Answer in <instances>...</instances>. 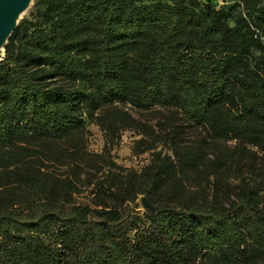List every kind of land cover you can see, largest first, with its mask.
<instances>
[{
	"label": "trees",
	"instance_id": "trees-1",
	"mask_svg": "<svg viewBox=\"0 0 264 264\" xmlns=\"http://www.w3.org/2000/svg\"><path fill=\"white\" fill-rule=\"evenodd\" d=\"M234 1L232 24L198 0H41L19 22L0 62V264H264V0ZM86 122L171 156L85 172ZM81 175L94 208L71 202Z\"/></svg>",
	"mask_w": 264,
	"mask_h": 264
},
{
	"label": "rangeland",
	"instance_id": "rangeland-1",
	"mask_svg": "<svg viewBox=\"0 0 264 264\" xmlns=\"http://www.w3.org/2000/svg\"><path fill=\"white\" fill-rule=\"evenodd\" d=\"M152 1H165L170 2V0H142L143 3H150ZM201 4L209 1L216 8H222L225 12L230 13L231 15V24L232 20L236 17L243 14L242 8L240 5H237L234 0H198ZM41 0H33L30 8L24 14L23 18H29L30 14L35 13L37 10H42V5L39 3ZM130 114L137 118L140 122H148L153 124L154 121L150 122L149 116L140 114L135 111H130ZM83 138V149L87 155L85 158L84 167L82 170L85 172H92L93 166H101L103 172L108 169V164L113 163L115 166L120 167L126 172H137L140 173L152 162L153 152H161V155L171 156V152L167 149V145L156 144L152 146L153 149L140 153V151L145 146H140L137 142L142 138V136L136 130H124L119 133L117 137L113 140L109 139L99 127L94 124L86 122V129L82 136ZM150 143L147 144V146ZM48 166L52 167V170L60 178L71 177V167L69 166H52L48 163ZM100 176V174H99ZM80 180L82 183H79V193H74L71 196L72 204L78 206H89L94 208L92 203L93 196L91 195L92 186H87L85 183V175H81ZM146 197V195L138 196L136 200L135 211L142 215L146 210L141 205V199ZM149 201V199H148ZM150 202V201H149Z\"/></svg>",
	"mask_w": 264,
	"mask_h": 264
},
{
	"label": "water",
	"instance_id": "water-1",
	"mask_svg": "<svg viewBox=\"0 0 264 264\" xmlns=\"http://www.w3.org/2000/svg\"><path fill=\"white\" fill-rule=\"evenodd\" d=\"M32 2L33 0H0V62L4 57V46ZM141 205L146 211H154L146 197L141 199Z\"/></svg>",
	"mask_w": 264,
	"mask_h": 264
}]
</instances>
